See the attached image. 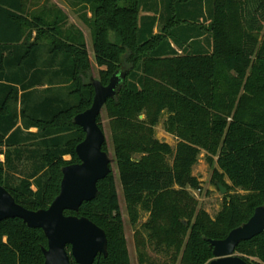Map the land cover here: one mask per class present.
Wrapping results in <instances>:
<instances>
[{"label":"trees","instance_id":"16d2710c","mask_svg":"<svg viewBox=\"0 0 264 264\" xmlns=\"http://www.w3.org/2000/svg\"><path fill=\"white\" fill-rule=\"evenodd\" d=\"M86 1L99 80L106 85L114 72L128 71L104 109L132 224L139 207L148 213L135 231L139 264H154L148 242L171 251L165 264H206L208 240L225 238L264 205V0H208L207 26L198 24L201 0H166L168 18L157 33L155 15L140 17L142 0ZM62 20L28 19L23 0H0V184L33 211L48 208L61 169L79 162L74 150L84 132L73 118L93 98L84 42L80 34L65 37ZM163 114L173 149L154 136ZM97 123L102 129L99 116ZM202 151L210 163L216 157L227 192H244L226 194L214 218L197 210L187 190L199 189L191 171ZM97 189L77 213L64 214L104 231L107 256L93 264H130L112 172ZM46 246L41 229L0 221V264H44ZM235 251L247 264H264V231Z\"/></svg>","mask_w":264,"mask_h":264},{"label":"water","instance_id":"95a60500","mask_svg":"<svg viewBox=\"0 0 264 264\" xmlns=\"http://www.w3.org/2000/svg\"><path fill=\"white\" fill-rule=\"evenodd\" d=\"M127 73V70L114 72L106 85L91 76V105L73 118L74 124L84 132L83 140L74 150L79 162L61 169L59 193L48 208L28 210L16 203L0 184V221L18 218L29 228L41 229L47 239L46 248H42L44 264H71V260L74 264H93L98 255L107 256L104 231L83 216L65 215L64 212L77 213L83 202L94 200L98 193L97 182L111 173L113 159L102 150L105 135L97 117L107 99L115 97ZM216 187L221 195L227 193L223 184L216 182ZM263 231L264 205L256 207L251 217L232 229L225 238L208 240L212 259L206 264H247L235 249L240 242L250 240Z\"/></svg>","mask_w":264,"mask_h":264},{"label":"rangeland","instance_id":"374dc122","mask_svg":"<svg viewBox=\"0 0 264 264\" xmlns=\"http://www.w3.org/2000/svg\"><path fill=\"white\" fill-rule=\"evenodd\" d=\"M122 2V1H121ZM198 2V0H197ZM207 2L208 0H201L202 16L199 18L198 24L207 26L210 22L209 15L207 14ZM166 0H142L143 9L140 12L141 16L155 15L157 23L154 27V33H157L166 24L168 13L165 11L164 5ZM151 6V7H150ZM189 9L191 4L185 5ZM92 4L86 0H23V15L31 19L35 16H40L46 22H52L55 19L62 18L61 30L62 34L69 39H75L78 34L81 35L82 41L84 42L85 49L87 51L90 65H91V76L94 79L99 80V70L103 68L97 67L95 63L94 53H93V41L91 33L92 24ZM148 7L153 8V12L145 11ZM155 9V11H154ZM35 36L33 32L32 37ZM41 43L47 42L46 37L40 38ZM142 116V118H140ZM139 119H144L143 115H140ZM100 123L102 130L105 135V145L106 152L113 159L111 164V172L115 182L118 205L122 220L123 235L126 241V247L128 251L130 264H139L138 259V237L135 234L137 229H141V225L147 220L148 213L143 211L139 207V217L135 224H132L130 220V212L127 207V203L123 196L121 183L119 180L118 168L115 163L114 158V148L111 139V128L109 123V118L107 116L104 107L100 112ZM166 115H162L159 118V122L154 127V136L160 142L168 144L172 149L175 147L177 140L174 136L167 133L163 129V121ZM35 131V129H32ZM31 130V131H32ZM206 153L202 151L197 162L192 167V175L195 176L199 183V189L191 190L187 189L188 192L193 196L197 203V210H204L211 218H214L217 213L221 210L223 205V197L226 194L234 193H244L243 191L236 189L228 191L225 195H221L216 187V182H219L218 178L221 173L217 167L215 160L216 157L212 158V162L206 160ZM138 158V155L135 156ZM65 159L69 160L70 157L66 156ZM0 160L3 161V156H0ZM166 161L171 165L172 157L166 156ZM17 176V175H16ZM223 181L227 185H231L226 177ZM146 237V234L144 233ZM145 253L149 262L154 264H165L169 261L171 251L164 248H157L152 243L148 242L145 248ZM237 255H240L236 252ZM241 256V255H240Z\"/></svg>","mask_w":264,"mask_h":264},{"label":"crops","instance_id":"0c3cea01","mask_svg":"<svg viewBox=\"0 0 264 264\" xmlns=\"http://www.w3.org/2000/svg\"><path fill=\"white\" fill-rule=\"evenodd\" d=\"M17 108L19 109V105H17ZM18 125H20V122H18ZM32 129H30V131H31ZM33 131V130H32Z\"/></svg>","mask_w":264,"mask_h":264}]
</instances>
